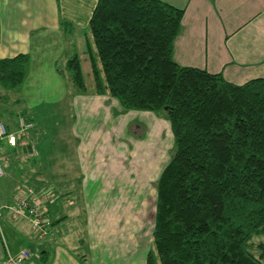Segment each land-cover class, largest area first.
Wrapping results in <instances>:
<instances>
[{
	"label": "trees",
	"instance_id": "obj_1",
	"mask_svg": "<svg viewBox=\"0 0 264 264\" xmlns=\"http://www.w3.org/2000/svg\"><path fill=\"white\" fill-rule=\"evenodd\" d=\"M183 13L160 0H97L88 25L103 78L94 71L88 88L78 58L70 59L64 102L71 108L76 94H108L124 109L151 111L169 121L172 153L155 182L145 264H264V241L253 244L254 237L264 236V80L235 84L221 74L176 64L173 42ZM28 61L25 54L0 59V88L17 92L21 101ZM19 114L34 127L14 147L2 146L0 160L13 190L1 203H11L27 187L45 191L52 228L68 215L52 219L51 203L72 190L59 193L48 184L47 132L26 110ZM4 123L16 128L15 122ZM33 142L38 152L30 157ZM76 197L81 209L70 228L77 235L73 253L89 264L82 195ZM46 253L38 256L43 262Z\"/></svg>",
	"mask_w": 264,
	"mask_h": 264
},
{
	"label": "crops",
	"instance_id": "obj_2",
	"mask_svg": "<svg viewBox=\"0 0 264 264\" xmlns=\"http://www.w3.org/2000/svg\"><path fill=\"white\" fill-rule=\"evenodd\" d=\"M160 1L184 12L180 32L173 42L172 58L176 64L221 74L225 80L235 84L253 78L264 80V0ZM96 2L0 0V59L19 54L28 56L27 73L20 89L26 107L34 112L36 107H44L41 114H48L46 108L51 106L52 111L57 109V113L73 115L70 134L74 140V157L54 155L49 150L47 161L51 163L58 158L68 163L78 162L81 167V180L76 187L77 194L82 195L89 264H145L149 245L144 246L143 242L148 238L140 233L134 237L135 225L131 224L134 221L128 216L132 187H127L123 181L125 184L115 183L116 178L126 179L131 177V173L120 175L112 161L118 149L124 152L126 145L132 144L131 137L143 139L150 126L162 129L168 122L170 128V123L151 111L124 109L116 98L108 94H76L72 97L71 109L68 111L65 107L68 73L63 70L70 60L68 44L73 47L78 44V31L89 27ZM84 35L87 38L85 32ZM71 55L72 58L78 57L75 52ZM39 155L43 157L40 149ZM152 166L150 163L148 169ZM84 178L89 180L83 187ZM67 179L63 185L51 183L55 191L65 193L72 190V194L51 203L52 219L64 214L68 217L53 225L50 235L37 237L33 235L27 219L11 217L7 211L2 213L0 222L3 217L7 224L6 229H1L0 225V264H5L6 248L13 254L20 248L29 249L33 253L30 264H81L73 253L77 235L70 228L69 231L63 230V227L66 229L69 225L78 224L75 215L81 209L70 185L72 181ZM12 190L13 180L11 187L0 190V202L7 201ZM96 200L105 206L100 207ZM117 211L121 217L118 220ZM76 232L79 234V230ZM133 237H138L135 244ZM42 251L47 252L43 256L45 262L36 256Z\"/></svg>",
	"mask_w": 264,
	"mask_h": 264
},
{
	"label": "rangeland",
	"instance_id": "obj_3",
	"mask_svg": "<svg viewBox=\"0 0 264 264\" xmlns=\"http://www.w3.org/2000/svg\"><path fill=\"white\" fill-rule=\"evenodd\" d=\"M78 32L79 33L76 36L78 44L74 45L75 50L71 44H68V59H72L71 54L75 52V54L78 56L77 58L79 60L85 82L88 88H91L92 80L95 75L94 71H96L99 77L101 78H103V74L101 71L100 62L95 50L94 42L89 27L86 29H79ZM84 32L85 34H87V38H85ZM63 71L66 73V70ZM64 105L65 107H67L65 102ZM43 109L44 107H36V109H34L36 111L34 112L33 110H30V107H26L23 102V99L22 101L19 99L17 92L0 88V121H4L7 123L15 122L16 124L17 117L18 115H20L19 113H21L23 110H26L28 114L32 116L36 122H38L39 127L41 128V130H43V133L47 132V134L44 136L46 137V139H48L50 151L52 152V154H69V157L73 158L74 140L70 134V123L72 121L73 115L70 114L69 116L66 113H57V109H53L52 111L51 106H48L46 108L48 114H41L43 113ZM67 109L69 111L71 108L67 107ZM44 122H48V129L46 127H43ZM165 125L166 128H162L164 134L162 133V129L160 126L153 125L147 129L145 137H143V139L131 137L130 139L132 144L126 145L124 152L118 149L117 154L113 159L114 161H112V164H115L118 172L120 171V175H124L125 173H131V177H127L126 179L116 178L115 183L116 185H120L121 183L126 182L127 187H132V199H129L128 201L131 205V211L130 214L128 212V216H131L134 221V223H131L132 225H135L133 226V235L134 237H136V234L138 233H140L141 235H146V238H148V240L144 241L143 244L145 243L144 246L148 244L149 248L151 241L152 226L154 224V212L156 201L155 182L159 177L162 168L168 162L170 154L172 153L173 146L172 132L169 128L168 122H165ZM131 132L134 134L136 133L134 129H131ZM59 133L62 134V136ZM160 134L163 136L160 137ZM64 137L67 138L65 139ZM32 147L35 149L34 151L32 150ZM37 152L38 151L36 148V143L33 142L30 146L29 151L26 154L30 157H33L37 155ZM57 159L55 160V162L52 161L51 163H49V165L51 166H48V163H44L47 168L46 173L50 174L48 175V184H51L53 182L56 186L63 185L66 179L68 178L67 181L72 180V183L70 185L73 186V191L75 192V195H79L77 194L78 187H76L78 186L76 185V182L78 181L77 179L75 180L76 176L78 178L82 174L79 163L74 161L68 163L66 161ZM150 163H153V166L151 167V169H148ZM103 165H105L106 168V164L103 163ZM101 167L104 168L103 166ZM11 168L14 172H16V167H13L12 165ZM64 170H66V173H63L64 176H62V172H64ZM69 177H71V179ZM88 180V178H84V183H81L83 184V187L88 185ZM11 182V175H9L8 177H1L0 190H7L9 187H11ZM90 185L91 184L89 183V186ZM120 196L123 197V194H121ZM124 196H128V194H125ZM97 197L101 199L102 195L97 194ZM96 202L99 205L100 203H102L100 200H96ZM101 206H105V203L100 205V207ZM4 211H6L5 208L2 210V213ZM64 211L65 207L62 212ZM116 215L117 220L121 218L119 217V211H117ZM136 220H138V222ZM137 223L139 224L136 225ZM6 224L7 223L2 217L0 222V225H2L1 229L3 227L6 229ZM69 228H71L70 225L66 229L63 227V230L69 231ZM134 237L133 239L135 240L133 242L135 244L137 242L136 240L138 239V237ZM254 238V246L261 239L264 241V236ZM67 244H69V241H67ZM255 254H258V250H255ZM36 256L38 257L39 253H37ZM39 263L40 262H37V264Z\"/></svg>",
	"mask_w": 264,
	"mask_h": 264
},
{
	"label": "built area",
	"instance_id": "obj_4",
	"mask_svg": "<svg viewBox=\"0 0 264 264\" xmlns=\"http://www.w3.org/2000/svg\"><path fill=\"white\" fill-rule=\"evenodd\" d=\"M15 125L16 128L14 130H9L5 123L0 121V151L3 145L14 147L17 144L18 136L26 135L34 127V123L26 120L21 114L18 115ZM32 150L34 151L35 149L32 147ZM4 174L5 170L0 160V178ZM49 198L50 194L47 192L36 191L31 187H27L22 193L14 194V200L11 203H0V217L2 210L5 208L14 218H27L31 223L33 235L37 237L48 236L51 233L50 221L47 214ZM2 240L4 241V239ZM32 256L33 253L26 248H20L15 254L6 248L5 264H30Z\"/></svg>",
	"mask_w": 264,
	"mask_h": 264
}]
</instances>
